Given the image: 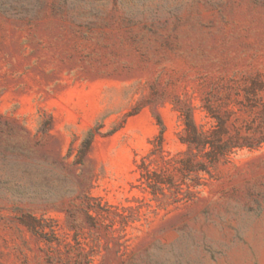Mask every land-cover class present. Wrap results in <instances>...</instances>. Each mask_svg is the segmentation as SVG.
Instances as JSON below:
<instances>
[{
    "label": "rangeland",
    "instance_id": "374dc122",
    "mask_svg": "<svg viewBox=\"0 0 264 264\" xmlns=\"http://www.w3.org/2000/svg\"><path fill=\"white\" fill-rule=\"evenodd\" d=\"M0 264H264V0H0Z\"/></svg>",
    "mask_w": 264,
    "mask_h": 264
},
{
    "label": "trees",
    "instance_id": "16d2710c",
    "mask_svg": "<svg viewBox=\"0 0 264 264\" xmlns=\"http://www.w3.org/2000/svg\"><path fill=\"white\" fill-rule=\"evenodd\" d=\"M160 123V131L158 133V135L154 138L153 141H151V144L153 145V148H152V151H157L158 152H165L164 150V131H165V128H164V125L162 124L161 121H159ZM185 124L187 127H189L192 132H193V139L191 140H188V141H182V142H185L188 146V148H191L192 146L196 145V144H199L200 143V135L201 133L198 131V128L196 126V123L194 122V119L192 117L191 114H188L187 115V120L185 121ZM155 141H157V145L155 144Z\"/></svg>",
    "mask_w": 264,
    "mask_h": 264
}]
</instances>
